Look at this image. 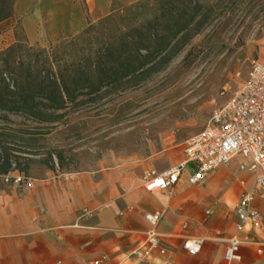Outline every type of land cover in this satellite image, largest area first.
<instances>
[{
    "label": "rangeland",
    "instance_id": "rangeland-1",
    "mask_svg": "<svg viewBox=\"0 0 264 264\" xmlns=\"http://www.w3.org/2000/svg\"><path fill=\"white\" fill-rule=\"evenodd\" d=\"M141 1L113 4L111 9L120 10L70 43L72 36L31 45L20 29L13 30L11 39L0 43V73L16 86L37 70L41 75L55 71L54 57L69 62L95 51L104 35L115 37L151 16L150 5L157 1L146 6ZM201 1L204 23L181 36L168 63L141 82L128 77L105 85L62 109H46V120L0 111V173L13 167L9 180L0 177V183L18 192L35 179L108 169L122 161L146 164V171L165 169L164 154L183 150L187 138L203 128L212 110L246 77L250 61L264 62V0ZM226 172L220 183L224 189L243 174L237 160ZM16 176L21 179L15 181Z\"/></svg>",
    "mask_w": 264,
    "mask_h": 264
},
{
    "label": "crops",
    "instance_id": "crops-1",
    "mask_svg": "<svg viewBox=\"0 0 264 264\" xmlns=\"http://www.w3.org/2000/svg\"><path fill=\"white\" fill-rule=\"evenodd\" d=\"M137 1L14 0L12 16L0 21V43L11 39L15 29L31 45L57 43L107 16L113 4ZM164 157L167 169L184 159V151H169ZM235 160L238 168L240 157L228 166ZM228 166L211 171L198 184L188 182L186 168L170 190H146L142 176L147 165L130 161L35 179L18 192L0 183V264H92L102 256L98 264H146L130 253L148 227L145 212L161 214L156 230L166 247L153 254L150 264H264V247L259 255L246 243L240 246V259H223L226 240L236 233V202L254 182L252 173L240 170L243 174L224 189L220 183ZM256 206L264 219V200H257ZM82 209L91 215L79 216ZM237 234L258 241L264 228L246 226ZM189 235L204 239L197 254L182 248Z\"/></svg>",
    "mask_w": 264,
    "mask_h": 264
},
{
    "label": "built area",
    "instance_id": "built-area-1",
    "mask_svg": "<svg viewBox=\"0 0 264 264\" xmlns=\"http://www.w3.org/2000/svg\"><path fill=\"white\" fill-rule=\"evenodd\" d=\"M183 151L184 159L176 165L162 171H145L142 176L144 188L148 191L170 190L186 168L190 171L188 182L198 184L211 171L220 166H228L233 158L240 157L239 170L252 173L254 182L251 188L240 194L236 202V233L226 240L223 259L228 263L240 259L242 243L255 246L256 253L261 255L264 235L262 240L257 241L248 237L241 238L237 232L246 226L255 230L264 228V219L256 206L257 200H264V62L257 59L250 61L246 77L223 103L212 110L203 128L187 138ZM0 177L5 181L10 178L9 174ZM20 179V176L14 177L15 181ZM205 213L210 211L207 209ZM83 215H91V212L82 209L79 216ZM160 216L159 212L143 214L148 227L141 243L130 252L136 258L146 261V264H150L156 251H166L156 230ZM182 227L186 228L187 223H182ZM203 241L202 237L189 235L184 238L182 248L186 253L194 255L200 251ZM101 259L93 260L92 264H98Z\"/></svg>",
    "mask_w": 264,
    "mask_h": 264
},
{
    "label": "trees",
    "instance_id": "trees-1",
    "mask_svg": "<svg viewBox=\"0 0 264 264\" xmlns=\"http://www.w3.org/2000/svg\"><path fill=\"white\" fill-rule=\"evenodd\" d=\"M156 1L155 5H150V17L120 30L115 37L104 35L95 51L69 62L54 57V63L51 60L49 64H55V71L41 75L37 70L32 79L16 86L0 73V111L20 112L46 120L43 117L46 109H62L83 94L98 93L103 86L128 77L141 82L151 72L163 68L175 52L177 40L189 30H196L207 15L200 14L204 7L201 0ZM149 2L152 1L143 0L139 4L146 6ZM13 3L14 0H0V21L12 16ZM119 10L112 9L95 23L106 22ZM74 38L72 36L67 43ZM50 48L52 51L53 47ZM11 170L13 167L9 166L0 174Z\"/></svg>",
    "mask_w": 264,
    "mask_h": 264
}]
</instances>
